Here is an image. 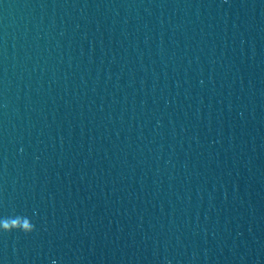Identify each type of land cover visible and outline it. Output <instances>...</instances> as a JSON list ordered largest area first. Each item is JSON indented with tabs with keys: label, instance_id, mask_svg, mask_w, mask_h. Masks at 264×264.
Returning <instances> with one entry per match:
<instances>
[{
	"label": "water",
	"instance_id": "95a60500",
	"mask_svg": "<svg viewBox=\"0 0 264 264\" xmlns=\"http://www.w3.org/2000/svg\"><path fill=\"white\" fill-rule=\"evenodd\" d=\"M36 103L34 0H0V219L28 216ZM25 240L0 230V264H22Z\"/></svg>",
	"mask_w": 264,
	"mask_h": 264
},
{
	"label": "clouds",
	"instance_id": "9594fccd",
	"mask_svg": "<svg viewBox=\"0 0 264 264\" xmlns=\"http://www.w3.org/2000/svg\"><path fill=\"white\" fill-rule=\"evenodd\" d=\"M14 229L24 234H30L35 231V225L31 219L25 215H16L0 219V230L12 232Z\"/></svg>",
	"mask_w": 264,
	"mask_h": 264
}]
</instances>
